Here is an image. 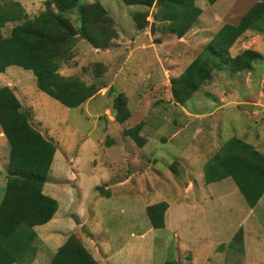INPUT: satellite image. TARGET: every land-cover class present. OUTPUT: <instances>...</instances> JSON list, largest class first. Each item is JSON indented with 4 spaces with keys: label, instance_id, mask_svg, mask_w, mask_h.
I'll return each mask as SVG.
<instances>
[{
    "label": "rangeland",
    "instance_id": "374dc122",
    "mask_svg": "<svg viewBox=\"0 0 264 264\" xmlns=\"http://www.w3.org/2000/svg\"><path fill=\"white\" fill-rule=\"evenodd\" d=\"M17 1L28 17L45 7V0ZM99 1L125 37L117 32L108 46L111 57L105 59L102 49L78 40L59 67L64 75L94 84L92 97L66 107L37 88L30 70L12 66L0 74V87L12 88L30 123L56 146L44 193L58 197L53 216L58 224L49 230L52 234L36 226L38 251L47 255V248L74 235L97 264H165L169 259L177 264H264V193L249 210L230 177L206 182L203 174L209 157L231 137L264 153V32L247 30L229 48L230 55L258 51L252 69L213 68L183 104L174 100L170 84L223 24H237L264 0H196L201 13L181 37L162 29L163 22L152 15L138 32L132 14L145 10L140 5ZM75 19L71 15L74 24ZM117 92L126 97L130 111L123 122L114 116ZM242 104L254 108L240 109ZM138 123V134L146 138L142 146L131 135ZM8 154L6 138L0 137V200ZM162 200L170 207L164 227L154 228L146 207ZM182 201L187 209L174 208ZM192 224L196 230H190ZM239 230L242 238L236 237ZM36 254L15 264H39Z\"/></svg>",
    "mask_w": 264,
    "mask_h": 264
},
{
    "label": "trees",
    "instance_id": "16d2710c",
    "mask_svg": "<svg viewBox=\"0 0 264 264\" xmlns=\"http://www.w3.org/2000/svg\"><path fill=\"white\" fill-rule=\"evenodd\" d=\"M196 0H122L126 5H140L145 10L132 14L137 29L148 26L149 15L163 22L162 29L183 36L201 13ZM213 4L216 0H205ZM152 9V11L150 10ZM75 15V24L71 20ZM13 23L8 35L1 29ZM116 23L99 0H45L42 11L28 17L17 0L0 1V72L9 66L30 70L36 86L66 107H76L92 97L97 87L73 75L59 72L63 61L73 52L78 40L91 47L108 49L117 37ZM264 1L255 2L239 22L223 24L204 49L177 76L170 79L174 100L183 104L210 77L213 68L232 72L252 69L258 51L245 49L230 55L229 48L247 30L264 32ZM152 29V25L149 27ZM126 97L117 92L114 116L125 121L130 111ZM132 138L139 146L146 138ZM0 128L9 146L6 180L0 200V264H15L32 259L39 239L34 226L48 222L58 209L55 198L43 192L56 150L55 143L35 128L9 86L0 87ZM206 182L230 177L253 208L264 193V153L251 143L231 137L209 157L203 172ZM164 200L146 207L154 228L164 227ZM236 237L242 238L241 230ZM234 240V239H233ZM48 264H97L85 245L70 235L54 252ZM165 264H177L169 259Z\"/></svg>",
    "mask_w": 264,
    "mask_h": 264
},
{
    "label": "crops",
    "instance_id": "0c3cea01",
    "mask_svg": "<svg viewBox=\"0 0 264 264\" xmlns=\"http://www.w3.org/2000/svg\"><path fill=\"white\" fill-rule=\"evenodd\" d=\"M131 6V5H130ZM139 9V8H138ZM113 20L115 21V23L117 24L116 26H119L121 29H122V27L119 25V21L118 20H116V19H114L113 18ZM8 24H9V26H8ZM12 25H13V23H11V22H7L6 24H5V26L1 29V31H2V33L4 34V35H8V33H9V31H10V29H11V27H12ZM121 29H118V27H117V32H118V36H120V34H121V36L120 37H125V35L123 34V32H122V30ZM137 31L138 32H141L139 29H137ZM98 50V48H95V51H97ZM99 50H101V49H99ZM102 51L103 52H101L102 53V58L103 59H105V58H107V57H111L110 56V52H109V49H102ZM126 63H128V62H126ZM12 66H9V67H7L3 72H0V74H2V75H4L5 74V72L7 71V70H9L10 68H11ZM144 68V67H143ZM9 77V76H8ZM8 80H10V78H8ZM7 80V82H9ZM0 137L1 138H3V137H5L4 136V134H3V132H2V130H1V128H0ZM3 142V141H2ZM4 144H6L5 142H3ZM227 178V177H226ZM229 178V177H228ZM224 179V178H223ZM223 179H221V180H223ZM231 179V178H230ZM220 181V180H219ZM233 181V180H232ZM45 184H46V182H45ZM45 184H44V186H43V192L45 191L44 190V188L46 187L45 186ZM208 184H210V183H208ZM188 185V184H187ZM184 186L183 187V189H182V191L184 190V189H186V190H188V189H190V187L192 188L193 187V184H190V186ZM49 193H53V192H48V194L47 193H45V194H47V195H49ZM189 193V192H188ZM186 195H188V194H186ZM49 196H51V197H53V198H55L56 200L58 199V197L57 196H52L51 194L49 195ZM186 198H188V196H185L184 197V199H185V201H186ZM182 199V198H181ZM58 201V200H57ZM180 201H178V203H179ZM180 205L181 206H183V208L184 209H187V205L182 201V203L181 204H178L177 206H175L174 208H176V207H180ZM59 206V205H58ZM170 207V205L168 204V208ZM172 208V207H171ZM250 208V207H249ZM252 208H250L249 210H251ZM54 214H57V212L56 213H54ZM54 216V215H53ZM173 218H175V215H173ZM173 218H170L169 220L170 221H172L173 220ZM165 222H167L166 220H165ZM55 224H58V222H56V220H54L53 219V217L48 221V222H46V223H44V225L43 224H41L42 226H39V227H47L46 229H48V231H47V234H52V233H49V230L50 229H54L53 227H54V225ZM166 224V223H165ZM169 224V223H168ZM50 225H53V226H51L50 227ZM170 225V224H169ZM193 225V224H192ZM196 225V224H195ZM37 227H38V225H36ZM35 226V231H36V227ZM172 227V226H171ZM173 228H175V230H177V227L176 226H174ZM196 230V228L194 227V225L191 227V229L190 230ZM38 233V232H37ZM54 233V232H53ZM39 235V234H38ZM39 237V239L38 240H40V236H38ZM48 238V237H47ZM52 239H55V238H53L52 236H50L49 237V240L52 242V243H55V241H53ZM57 244V243H56ZM56 244H54L55 246H56ZM62 244V243H61ZM60 244V245H61ZM59 245V246H60ZM54 246V248H52L51 250L50 249H48L47 247V255H44L45 253L44 252H39L38 251V247H37V253L38 254H36V257L34 258V261H36V262H38L39 264H48L49 262H50V259H51V257H52V255L54 254V252L57 250V248L59 247H55ZM86 247V246H85ZM56 248V249H55ZM87 248V247H86ZM88 249V248H87ZM44 255V256H43ZM46 256V257H45ZM45 257V258H44ZM44 258V259H43ZM43 259V260H42ZM33 264V263H32Z\"/></svg>",
    "mask_w": 264,
    "mask_h": 264
},
{
    "label": "water",
    "instance_id": "95a60500",
    "mask_svg": "<svg viewBox=\"0 0 264 264\" xmlns=\"http://www.w3.org/2000/svg\"><path fill=\"white\" fill-rule=\"evenodd\" d=\"M239 108L249 110V109L254 108V105L253 104H242V105H239Z\"/></svg>",
    "mask_w": 264,
    "mask_h": 264
}]
</instances>
